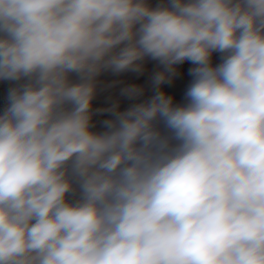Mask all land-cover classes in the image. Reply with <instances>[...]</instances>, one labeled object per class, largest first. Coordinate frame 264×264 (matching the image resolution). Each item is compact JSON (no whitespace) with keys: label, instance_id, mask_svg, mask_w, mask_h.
Instances as JSON below:
<instances>
[{"label":"clouds","instance_id":"9594fccd","mask_svg":"<svg viewBox=\"0 0 264 264\" xmlns=\"http://www.w3.org/2000/svg\"><path fill=\"white\" fill-rule=\"evenodd\" d=\"M0 80V264H264V0H0Z\"/></svg>","mask_w":264,"mask_h":264},{"label":"crops","instance_id":"0c3cea01","mask_svg":"<svg viewBox=\"0 0 264 264\" xmlns=\"http://www.w3.org/2000/svg\"><path fill=\"white\" fill-rule=\"evenodd\" d=\"M161 0H149L152 6H156ZM222 54L213 53L212 63L213 66L218 65L221 62ZM177 75L173 78L170 84H163L161 87L166 93L174 98V103L177 105L185 104V93L193 77L189 74V69L194 67L190 62L185 61L181 65H177ZM161 67L156 61L146 59L144 61V70L142 73H136L128 71L119 75L106 72L99 77L101 83L98 86V92L93 100L94 109L107 108L114 103H119L120 110H125L131 104L141 102L150 98L154 94V90L151 83V77L156 71H160ZM117 82V83H113ZM140 85L144 88V95L137 99H129L121 95V89L129 85ZM111 85V86H109ZM15 86V82L0 80V94L4 95V98H0V112L4 110L7 105L8 90ZM110 118L108 113H96L93 116V122L97 131L103 130L102 121Z\"/></svg>","mask_w":264,"mask_h":264},{"label":"water","instance_id":"95a60500","mask_svg":"<svg viewBox=\"0 0 264 264\" xmlns=\"http://www.w3.org/2000/svg\"><path fill=\"white\" fill-rule=\"evenodd\" d=\"M0 98H2V99L4 98V95L2 93L0 94Z\"/></svg>","mask_w":264,"mask_h":264}]
</instances>
